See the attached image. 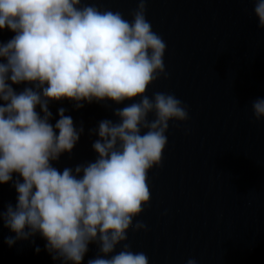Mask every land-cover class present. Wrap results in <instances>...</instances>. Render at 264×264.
Segmentation results:
<instances>
[{
    "label": "clouds",
    "instance_id": "obj_1",
    "mask_svg": "<svg viewBox=\"0 0 264 264\" xmlns=\"http://www.w3.org/2000/svg\"><path fill=\"white\" fill-rule=\"evenodd\" d=\"M253 2L264 29V0ZM148 3L137 0L129 20L90 0H0V30L14 33L0 41V184L17 193L15 205L0 209L3 227L15 233L5 239L10 247L39 234L62 264H83L92 244L87 264H150L128 234L149 230L137 220L151 207L149 173L163 167L170 122L190 116L174 93L148 95L169 78L167 43L147 18ZM64 100L77 109L124 106L112 109L116 121L90 130L99 137L96 158L61 171L52 162L72 153L84 132L64 108L51 123L50 104ZM251 108L255 121L264 118V98Z\"/></svg>",
    "mask_w": 264,
    "mask_h": 264
},
{
    "label": "water",
    "instance_id": "obj_2",
    "mask_svg": "<svg viewBox=\"0 0 264 264\" xmlns=\"http://www.w3.org/2000/svg\"><path fill=\"white\" fill-rule=\"evenodd\" d=\"M90 2L129 20L137 7V0ZM147 8L153 30L167 43L169 74L148 95L174 93L188 105L190 119L170 122L163 167L149 173L151 207L137 217L149 230L130 231L128 242L150 264H186L189 258L197 264H264V118L255 121L251 108V101L264 98V29L257 26L254 2L149 0ZM13 35L0 30V41ZM108 104H50L51 123L64 108L77 129L84 128L72 153L62 154L54 167L74 169L96 158L92 143L99 137L90 130L103 119L116 121L112 109L124 106ZM16 197L12 183L0 184V209L15 205ZM14 235L0 222V264H62L39 234L10 247L5 239ZM89 248L83 264L96 255V245Z\"/></svg>",
    "mask_w": 264,
    "mask_h": 264
}]
</instances>
